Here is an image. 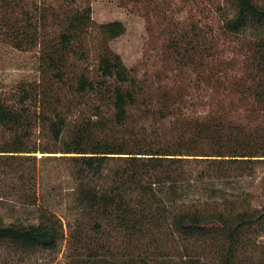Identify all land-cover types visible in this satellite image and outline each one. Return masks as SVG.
Listing matches in <instances>:
<instances>
[{
	"label": "trees",
	"instance_id": "obj_1",
	"mask_svg": "<svg viewBox=\"0 0 264 264\" xmlns=\"http://www.w3.org/2000/svg\"><path fill=\"white\" fill-rule=\"evenodd\" d=\"M56 3L20 16L0 0V41L37 49L40 72L0 95L2 264L61 239L65 264H264V0H226L217 29L171 36L196 74L180 85L134 74L111 47L125 25L95 24L89 0ZM38 154L73 182L63 216L39 195Z\"/></svg>",
	"mask_w": 264,
	"mask_h": 264
},
{
	"label": "rangeland",
	"instance_id": "obj_2",
	"mask_svg": "<svg viewBox=\"0 0 264 264\" xmlns=\"http://www.w3.org/2000/svg\"><path fill=\"white\" fill-rule=\"evenodd\" d=\"M57 1L62 0H20L21 5L17 8V13L22 16L24 12L30 11L35 15L37 9L44 3L52 6L56 5ZM89 2L95 24L119 21L125 25V35L111 43L112 49L122 57L125 65L139 77H147L154 83L160 81L170 85L192 83L196 78L193 68L182 70L175 56L167 49L171 36L197 25L208 28V31L217 29L224 7L228 6L226 0H89ZM75 3L79 4L80 0H74ZM49 30L59 33L62 27L55 24L50 26ZM232 50L225 55L227 59L236 56L237 50L235 48ZM212 64L210 61L208 69L210 78L212 67L213 73L216 71ZM230 73L236 72L230 69ZM39 78L37 49L18 51L0 41V95L13 99L20 85H28ZM210 94L216 95L215 90H210ZM45 156L48 155L38 154V158L44 159L39 164L41 170L39 195L58 215L63 216L65 207L72 201L74 185L64 163L50 161L49 158L45 159ZM57 156L60 157L61 154ZM259 171L261 175L264 172L262 168ZM251 182L252 180H248L247 183L240 185L243 189H248ZM238 187L239 185L228 186L222 189V192L226 195H237ZM258 203L255 200L254 206H258ZM0 213L4 215L5 211ZM8 214L13 217L24 215L19 209ZM59 242L57 251L52 255L37 253L27 258L29 262L25 264L49 262L65 264L66 241L61 239ZM11 252L12 249L0 245V264L8 256L11 257Z\"/></svg>",
	"mask_w": 264,
	"mask_h": 264
}]
</instances>
